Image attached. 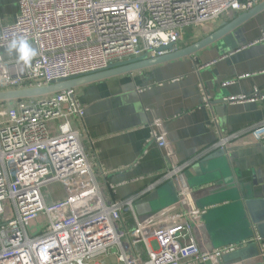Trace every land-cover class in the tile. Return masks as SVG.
<instances>
[{"label":"built area","instance_id":"2783aa9c","mask_svg":"<svg viewBox=\"0 0 264 264\" xmlns=\"http://www.w3.org/2000/svg\"><path fill=\"white\" fill-rule=\"evenodd\" d=\"M17 4L13 22L0 20V92L46 87L115 63L162 56L167 52L159 50L169 46L176 50L187 30L247 12L256 0H17ZM20 35L39 51L32 67L24 71L16 59L2 54ZM262 42L264 31L257 43ZM200 88L209 105L207 91ZM258 100H264V94L257 89L252 96L223 98L228 104ZM84 116L76 89L43 100L1 102L0 264H107L112 256L116 264H203L254 242L203 250L193 231L204 213L199 210L167 213L159 220L137 223L133 232L123 231L122 212L133 210L134 202L156 186L176 183L192 162L167 169L139 195L107 201L75 124ZM151 135L159 148L166 146L164 135L157 131ZM250 136L264 145V121L220 136L212 151L229 155L236 147L250 145L246 140ZM51 186H59L63 198L54 200L53 193L45 192ZM40 216L44 229L30 233ZM256 243L264 258V242L257 238ZM138 246L142 248L137 254L133 249Z\"/></svg>","mask_w":264,"mask_h":264},{"label":"crops","instance_id":"0c3cea01","mask_svg":"<svg viewBox=\"0 0 264 264\" xmlns=\"http://www.w3.org/2000/svg\"><path fill=\"white\" fill-rule=\"evenodd\" d=\"M263 2L256 0L255 7ZM247 12L187 30L176 50L217 34ZM17 13V0L12 5L0 0V20L11 23ZM263 31L264 10L192 56L76 89L85 116L75 124L107 201L139 195L167 169L192 162L176 183L156 186L134 202L133 210H124L119 221L123 231L133 232L137 223L156 221L167 213L199 210L204 213L193 231L203 250L248 240L256 243L257 238L264 242L256 226L252 238L241 226L244 213L250 216L246 203L264 202V145L250 136L246 138L250 145L236 147L229 155L212 151L220 136L264 121V100L223 101L228 96H252L256 89L264 94V42L257 43ZM2 54L7 60L16 59L5 49ZM228 81L234 84L224 87ZM201 85L211 99L209 105ZM153 131L166 138L164 148L151 141ZM59 189L56 186L54 200L63 198ZM256 244L257 256L248 252L245 258L203 264H264ZM141 248L133 250L138 254ZM106 263L116 264V257Z\"/></svg>","mask_w":264,"mask_h":264},{"label":"water","instance_id":"95a60500","mask_svg":"<svg viewBox=\"0 0 264 264\" xmlns=\"http://www.w3.org/2000/svg\"><path fill=\"white\" fill-rule=\"evenodd\" d=\"M262 10H264V2L256 6L254 9H251L247 13L241 15L240 18L232 22L229 26L223 28L217 34L210 36L205 40L194 44L184 50H174L172 46H169L167 48H162L159 50L160 52H167L162 56L151 58L148 55H145L132 60L115 63L104 71L62 80L57 84H52L46 87L0 92V102L18 101L31 98H40L43 100L45 97H49L50 95L64 90L69 91L72 89H77L86 85L113 79L119 76L133 74L134 72L142 71L170 61L178 60L183 57L192 56L201 49L209 46L219 36H224L225 34H227V32L234 26H238L243 21L253 17L255 14H258ZM246 206L250 216H248L247 213H244L243 223L241 224L246 237H253V226H256L260 234L262 235L261 237L264 238V202L260 203L257 201H248L246 203ZM248 252H252L251 256L259 255L258 247L255 242H251L246 248H241L235 253L226 256L224 259H232L237 257L245 258L246 253Z\"/></svg>","mask_w":264,"mask_h":264},{"label":"clouds","instance_id":"9594fccd","mask_svg":"<svg viewBox=\"0 0 264 264\" xmlns=\"http://www.w3.org/2000/svg\"><path fill=\"white\" fill-rule=\"evenodd\" d=\"M9 56H15L21 70L32 67L33 61L38 57L39 51L26 36L20 35L11 39L5 49Z\"/></svg>","mask_w":264,"mask_h":264},{"label":"rangeland","instance_id":"374dc122","mask_svg":"<svg viewBox=\"0 0 264 264\" xmlns=\"http://www.w3.org/2000/svg\"><path fill=\"white\" fill-rule=\"evenodd\" d=\"M9 5H12V0H7ZM189 31V30H188ZM191 33V32H188ZM14 59V58H12ZM31 99H35V98H31ZM0 107H1V102H0ZM3 107H7V105L3 104ZM45 192H50V194L53 193V195H55L56 191V186H51L49 188H47V190ZM45 227V221H44V217L40 216L36 221H34L31 224V228H30V233L36 234L39 231H42ZM109 262H112L111 260H109Z\"/></svg>","mask_w":264,"mask_h":264}]
</instances>
